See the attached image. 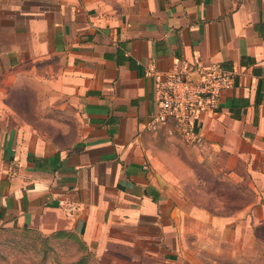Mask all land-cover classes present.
<instances>
[{
	"label": "crops",
	"instance_id": "1",
	"mask_svg": "<svg viewBox=\"0 0 264 264\" xmlns=\"http://www.w3.org/2000/svg\"><path fill=\"white\" fill-rule=\"evenodd\" d=\"M151 61L234 72L193 147L250 190L246 219L182 209ZM262 219L264 0H0V225L74 232L104 264H210L254 261Z\"/></svg>",
	"mask_w": 264,
	"mask_h": 264
},
{
	"label": "rangeland",
	"instance_id": "2",
	"mask_svg": "<svg viewBox=\"0 0 264 264\" xmlns=\"http://www.w3.org/2000/svg\"><path fill=\"white\" fill-rule=\"evenodd\" d=\"M157 133L152 136L154 152L160 164L168 168L184 211L204 210L211 218L225 217L231 221L249 216L238 214L250 200L249 189L243 191L236 182L224 179L219 168L206 165L193 145L171 133L169 127ZM251 224L256 243L247 253L257 254L254 261L236 257L226 263L209 260L210 264H264V220ZM0 264L104 263L79 236L46 235L35 229L0 225Z\"/></svg>",
	"mask_w": 264,
	"mask_h": 264
},
{
	"label": "built area",
	"instance_id": "3",
	"mask_svg": "<svg viewBox=\"0 0 264 264\" xmlns=\"http://www.w3.org/2000/svg\"><path fill=\"white\" fill-rule=\"evenodd\" d=\"M147 74L155 80L157 109L149 129L169 131L185 142L201 141L202 114L216 109L220 94L235 85V74L221 63L193 64L178 71L161 73L153 61Z\"/></svg>",
	"mask_w": 264,
	"mask_h": 264
},
{
	"label": "trees",
	"instance_id": "4",
	"mask_svg": "<svg viewBox=\"0 0 264 264\" xmlns=\"http://www.w3.org/2000/svg\"><path fill=\"white\" fill-rule=\"evenodd\" d=\"M25 229H30V228H28V227H24ZM54 234H56V235H58V236H66V235H69V236H79L81 239H82V237L80 236V235H78V234H76V233H74V232H71V231H57V232H55V233H53V235ZM82 241H83V239H82ZM84 242V241H83ZM84 245L87 247V245L85 244V242H84ZM88 248V247H87ZM89 249V248H88ZM90 250V249H89Z\"/></svg>",
	"mask_w": 264,
	"mask_h": 264
}]
</instances>
